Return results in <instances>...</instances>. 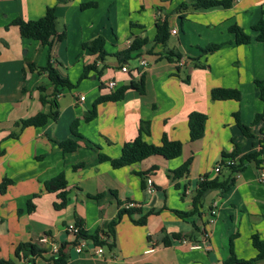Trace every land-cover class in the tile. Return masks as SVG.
Listing matches in <instances>:
<instances>
[{
	"label": "crops",
	"instance_id": "crops-1",
	"mask_svg": "<svg viewBox=\"0 0 264 264\" xmlns=\"http://www.w3.org/2000/svg\"><path fill=\"white\" fill-rule=\"evenodd\" d=\"M187 1L0 0V183L5 177L13 179L7 191L0 192V260L53 264L50 251L37 256L29 251L16 254L20 243L39 244L43 234H50L60 248L65 244L69 264H223L233 235L239 258L257 255L251 236L259 233L264 238V161L260 165L246 161L227 192H208L199 207L201 213L184 219L175 210L194 208L197 185L204 175L212 178L226 172L223 166L215 171L223 153H232L238 143L239 158L257 151L261 140L264 144V122L253 126V135L247 137L235 118L238 112L251 125L263 109L256 80H264V45L251 27L264 16V0H232L229 8L178 10ZM88 3L94 5L85 6ZM48 7H55L57 30L64 35L53 44V65L74 83L87 65L95 68L73 90L52 99L60 110L57 121L29 126L14 138L10 133L17 130L15 123L43 109L38 85L48 83V77L30 70L26 62L29 58L37 67L46 65V48L37 40L23 39L12 20L39 19ZM163 21L169 25L166 45L155 43L157 22ZM233 24L252 35L250 43H233L235 34L229 30ZM100 35L109 53L105 59L83 46ZM136 37L148 42L130 51L128 58H119L117 53L128 50ZM210 43L226 44L202 54L201 47ZM141 55L149 66L139 73ZM123 65L129 72L122 71ZM142 76L144 93L131 88L122 100L100 103L96 117L86 120L94 101L112 91L107 86L110 80H116L119 88ZM218 87L239 89L242 98L215 100L211 91ZM192 111L208 116L204 137L194 141L188 124ZM76 119L82 137L72 133ZM142 121L150 122V133L143 134L147 142L161 144L166 133L183 142L182 154L174 159L156 154L114 168L113 159L138 135ZM69 138H75L79 147L64 153L57 140ZM189 158V172L175 177V169ZM61 172L69 193L66 206L57 209L58 194L47 192L45 182ZM36 194L35 208L29 211L27 203ZM120 203L134 204L133 217L147 215L146 223L137 224L124 215L117 226L115 247L97 244L92 236L107 238ZM213 209L215 221L210 223ZM71 223H79L90 235L81 252L78 238L67 229ZM204 229L210 232L208 243L203 241ZM174 233L181 238L175 239ZM166 237L170 244L165 243ZM182 239L203 246L192 248ZM98 247L104 249L101 255L96 253Z\"/></svg>",
	"mask_w": 264,
	"mask_h": 264
},
{
	"label": "trees",
	"instance_id": "trees-1",
	"mask_svg": "<svg viewBox=\"0 0 264 264\" xmlns=\"http://www.w3.org/2000/svg\"><path fill=\"white\" fill-rule=\"evenodd\" d=\"M94 3L85 4V6H93ZM232 5V0H188L187 2L181 4L178 10L185 9H198V8H215V7H225L229 8ZM12 24L19 28L20 35L23 39H32L40 42L43 48H46L47 63L43 67H37L35 62L27 58V66L30 70H38L41 73H47L48 83H43L38 85V90L40 92V100L43 105V109L37 114L21 119L15 123L17 130L10 133L11 137H18L19 133L29 126L43 127L50 119L57 121L60 117V110L57 103H54L53 98H57L60 94L73 90L77 87L80 82L87 78L89 72L95 68V65H87L80 76L79 80L74 83L70 78L61 75L59 70L53 65L52 61V47L56 40H62L64 38L63 34H60L57 30V14L55 7H48L45 14L39 19H24L22 17H16L12 20ZM157 30L155 36V43L166 45L170 33L169 25L167 21L157 22ZM252 30L256 32V38L264 45V16L261 17L254 25H252ZM229 30L235 34L236 45L248 44L252 40V35L246 31L242 26L238 24H233L229 27ZM148 40L146 38L141 39L139 37L134 38L131 46L128 50L117 53L119 58H128V53L133 50L141 48ZM226 43H210L205 47H201L202 54L213 53L219 50ZM106 40L103 36H98L95 39L85 42L83 44L84 48H87L93 54H98L99 58L105 59L109 54L106 50ZM175 54V53H173ZM178 59L181 58L182 54L175 55ZM170 59V57H168ZM256 84L259 88L260 98L263 101V109L261 112L257 113L255 119L251 125L245 124L240 114L235 113L236 123L242 130L243 134L247 137L252 136V127L259 122H264V80L257 79ZM51 87V88H50ZM136 89L140 92H145L144 78L143 76L139 81L134 78L131 80L129 85H124L110 93L100 95L93 103V106L86 116V120L90 121L97 115L98 105L102 102L107 101H119L125 97L127 90ZM211 97L215 100H240L242 98V93L239 89L235 88H225L218 87L211 91ZM208 116L206 113L201 111H192L189 114L188 124L191 141L201 139L204 137L206 132ZM79 119L74 120L71 125V130L74 136L82 137L81 133L78 131ZM150 133V122L142 121L138 135L127 141L122 149V153L118 158L113 159L112 165L114 168H120L126 165L140 162L152 155H162L167 159H174L179 157L183 152V142L180 140H173L164 133L162 136L161 144H153L147 142L143 134ZM59 146L62 148L63 152H72L77 150L79 143L75 138H69L66 140H57ZM261 146L257 151L245 153L239 158L237 156L241 153L239 144H236V148L232 153H223V158L220 164L225 168V171H221L216 177L210 178L209 175H204L203 179L198 182L196 195L194 197V208L191 211H180L175 210L176 214L184 219L192 217L193 214L199 212V207L203 204V198L205 195L212 190H219L221 193L227 192L236 182V175L240 173L245 165L246 161L249 163H256L260 165L263 163V158L261 155L264 152V144L261 140ZM101 158H105L104 154H100ZM227 159H235L233 164L227 163ZM192 159L189 158L180 167L175 169L174 176L180 177L186 175L189 172ZM13 183V179L5 177L0 183V192L5 193ZM45 189L47 192H55L58 194L59 201L55 202V208L62 209L66 206L68 200V181L64 172L59 173L55 177L47 180L45 182ZM39 195H34L33 198L29 199L27 203V208L29 211L35 208L33 199ZM98 196V195H97ZM100 196V194H99ZM121 208L119 209L116 216L110 221L107 238L105 240H100L97 235L92 236L97 244L107 245L109 248L115 247L116 242V230L118 224L121 222L124 215H128L135 223L145 224L146 216H142L140 219H135L133 215L136 212L135 208L125 207L120 203ZM80 226V224L78 223ZM81 236L89 238L90 235L81 229ZM175 239H180L181 235L179 233L173 234ZM236 235H233L230 239V253L223 264H259L264 262V238L261 237L259 233H254L251 236L252 244L257 250V255L251 259H243L237 256L235 251L234 239ZM166 244H170V239L166 237L164 239ZM65 244L61 245L57 255L52 257L53 264H69V255L65 251ZM29 251L32 256L42 255L47 252V248L44 247L40 242L36 243H20L16 249L17 256H21L23 253ZM0 264H14L12 260H0Z\"/></svg>",
	"mask_w": 264,
	"mask_h": 264
},
{
	"label": "built area",
	"instance_id": "built-area-1",
	"mask_svg": "<svg viewBox=\"0 0 264 264\" xmlns=\"http://www.w3.org/2000/svg\"><path fill=\"white\" fill-rule=\"evenodd\" d=\"M173 32L176 33L177 29H174ZM148 66H149V61H148L147 57L144 55H141L139 57V65L136 68L137 72L142 73ZM121 69L123 72H129V67L127 65H123ZM107 86L109 89L115 90L117 87V81L112 79L108 82ZM80 99L83 101L85 99V96H81ZM226 161L229 164H233L235 162V159H227ZM221 167H222V165L218 164L215 167V171L217 173L220 172ZM148 182L151 185L152 179H148ZM133 205L134 204H129L128 207H131ZM211 212H212V216H211L209 222L214 223V221H215L214 216H215L216 210L213 209ZM2 220H3V217L0 214V223L2 222ZM67 229L69 232H71L72 234H74L78 238L77 251L81 252L86 246V238L81 236V227L76 223H71L68 225ZM209 236H210V232L207 229H204V234H203L204 243H208ZM182 241L184 243H189L192 248H201L203 246V243L191 242V241H188L187 239H182ZM39 242L44 247L47 248V252H49V251H50V253L52 252L51 253L52 255H55L59 252L60 244L50 234H43L39 238ZM103 251H104V249L102 247H98V249L96 250V253L101 255L103 253ZM23 263L27 264L28 260L23 262Z\"/></svg>",
	"mask_w": 264,
	"mask_h": 264
},
{
	"label": "rangeland",
	"instance_id": "rangeland-1",
	"mask_svg": "<svg viewBox=\"0 0 264 264\" xmlns=\"http://www.w3.org/2000/svg\"><path fill=\"white\" fill-rule=\"evenodd\" d=\"M132 63L134 62V61H131Z\"/></svg>",
	"mask_w": 264,
	"mask_h": 264
}]
</instances>
